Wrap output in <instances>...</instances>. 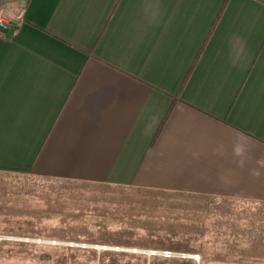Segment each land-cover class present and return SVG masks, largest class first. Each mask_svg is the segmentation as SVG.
<instances>
[{
    "label": "crops",
    "instance_id": "1",
    "mask_svg": "<svg viewBox=\"0 0 264 264\" xmlns=\"http://www.w3.org/2000/svg\"><path fill=\"white\" fill-rule=\"evenodd\" d=\"M0 7L1 174L237 204L214 236L264 259V0Z\"/></svg>",
    "mask_w": 264,
    "mask_h": 264
},
{
    "label": "rangeland",
    "instance_id": "2",
    "mask_svg": "<svg viewBox=\"0 0 264 264\" xmlns=\"http://www.w3.org/2000/svg\"><path fill=\"white\" fill-rule=\"evenodd\" d=\"M236 211L210 197L0 173V264H264L214 236L230 233Z\"/></svg>",
    "mask_w": 264,
    "mask_h": 264
},
{
    "label": "built area",
    "instance_id": "3",
    "mask_svg": "<svg viewBox=\"0 0 264 264\" xmlns=\"http://www.w3.org/2000/svg\"><path fill=\"white\" fill-rule=\"evenodd\" d=\"M23 15H24V9L23 8H19L14 16L15 21L21 23L23 21ZM10 18L6 15L5 10L0 7V33L6 29L9 28L10 26ZM0 239H5L0 237ZM9 239V238H7ZM134 252H137L139 254H143L147 257H162V258H166V259H170V258H187V257H191L185 254H180V253H176V252H171V251H156V250H149V251H137L134 250ZM194 259L197 256H193Z\"/></svg>",
    "mask_w": 264,
    "mask_h": 264
}]
</instances>
